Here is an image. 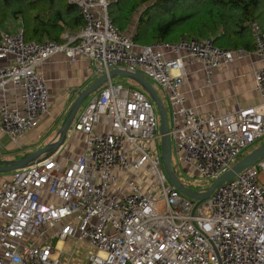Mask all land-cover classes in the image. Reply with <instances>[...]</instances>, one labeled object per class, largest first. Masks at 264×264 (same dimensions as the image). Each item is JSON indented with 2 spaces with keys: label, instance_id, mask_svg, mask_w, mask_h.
<instances>
[{
  "label": "built area",
  "instance_id": "obj_1",
  "mask_svg": "<svg viewBox=\"0 0 264 264\" xmlns=\"http://www.w3.org/2000/svg\"><path fill=\"white\" fill-rule=\"evenodd\" d=\"M68 1L85 24L67 31L64 42L25 41L21 28L0 33V62H7L0 63V128L13 142L50 110L36 67L56 54L94 60L97 74L139 72L163 87L178 167L196 190L264 136V30L257 22L251 28L261 100L203 115L182 91L186 62L200 61L209 85L214 69L248 50L222 48L212 38L139 45L112 21L109 0ZM158 127L147 93L109 78L68 131L67 140L84 139L81 152L59 150L0 181V264H264V157L200 201L168 179L156 149ZM66 242L74 249L63 250Z\"/></svg>",
  "mask_w": 264,
  "mask_h": 264
},
{
  "label": "crops",
  "instance_id": "obj_2",
  "mask_svg": "<svg viewBox=\"0 0 264 264\" xmlns=\"http://www.w3.org/2000/svg\"><path fill=\"white\" fill-rule=\"evenodd\" d=\"M56 1L57 4L54 7L55 10L59 8L58 10L61 11V17L65 19L67 24L69 21L73 22V19L76 17V11H66V6L71 3L68 0H65L66 2H63V0ZM55 10H53V12ZM33 13L29 14V19L22 14H19L16 18L10 17L5 23L6 28L1 27V31L13 34L21 28L23 32H25L27 24H31L32 27L34 26L32 20ZM138 17L139 15L135 14L127 28L126 32L131 36H133V33L135 32ZM10 20H15L17 26H13L10 23ZM81 27L82 26L75 29L76 27L68 24L64 26L63 32L58 35V37L64 40V35L67 31H75ZM55 37L56 35L52 36L48 35V33H43L39 39L31 40H56ZM0 63L7 64L6 61H1ZM259 65L260 62L258 61L254 50H249V53H247L242 59L236 60L227 66L214 69L211 84L207 85L205 83V74L202 63L198 60L187 61L186 72L188 78L182 86L187 105L193 107L197 112L203 115H218L233 110L237 105L247 106L258 103L261 98L256 90L254 70ZM96 68L97 63L94 60L85 58L70 60L64 54H56L43 63H40L36 69L44 77L48 85L50 91V110L42 117L35 128L25 133L16 143L13 142L9 136L5 135L0 128V160L22 158L26 153L39 149L54 139L76 96L80 91L89 87L102 75L95 72ZM159 88L163 90L166 101L169 102L166 90L161 86H159ZM159 88H156L158 93ZM100 89L101 87L97 91ZM14 96L15 93L13 92L12 97ZM15 99H17V97ZM170 114L171 126L172 109ZM79 116L76 114L72 125L78 120ZM83 140L82 137L74 139V136L71 135L65 142L66 144L64 143L59 150L63 155L75 157L83 150ZM0 174L3 175L5 173ZM9 174H11V172ZM8 177H10V175L3 176V179Z\"/></svg>",
  "mask_w": 264,
  "mask_h": 264
},
{
  "label": "trees",
  "instance_id": "obj_3",
  "mask_svg": "<svg viewBox=\"0 0 264 264\" xmlns=\"http://www.w3.org/2000/svg\"><path fill=\"white\" fill-rule=\"evenodd\" d=\"M56 4V0H0V33L10 17L22 14L28 18L34 12V26L27 24L24 40L39 39L43 33H48L56 35L54 41L64 42L58 37L64 26L70 24L77 29L84 26L85 20L79 7L71 3L66 11H76V17L67 24L59 8L55 10ZM108 13L123 31H127L133 16L139 15L132 36L139 45L212 38L214 44L222 48L249 51L256 47L252 22H257L264 30V0H109Z\"/></svg>",
  "mask_w": 264,
  "mask_h": 264
},
{
  "label": "water",
  "instance_id": "obj_4",
  "mask_svg": "<svg viewBox=\"0 0 264 264\" xmlns=\"http://www.w3.org/2000/svg\"><path fill=\"white\" fill-rule=\"evenodd\" d=\"M124 75L134 82H136L154 102L159 115V133L161 134V157L164 171L170 182L184 195L197 200H205L214 191V189L227 182L236 176L239 172L252 165L259 159L264 157V143L252 149L243 157H241L230 169L223 172L216 178L210 185L202 190H196L193 187L185 184L177 175V172L172 163V138L170 135V123L168 118L165 103L158 93L154 84L146 78L142 73H133L125 69L115 68L110 70L109 74H102L95 82L89 87L79 92L74 102L69 108L66 118L58 129L57 135L50 142L43 147L36 149L32 152L26 153L19 159H5L0 160V173H10L16 169L26 167L38 158L49 157L58 151L67 140L68 131L76 117L84 100L97 91L104 83L109 81V78Z\"/></svg>",
  "mask_w": 264,
  "mask_h": 264
},
{
  "label": "rangeland",
  "instance_id": "obj_5",
  "mask_svg": "<svg viewBox=\"0 0 264 264\" xmlns=\"http://www.w3.org/2000/svg\"><path fill=\"white\" fill-rule=\"evenodd\" d=\"M63 2H66L65 0H63ZM10 23L13 25V26H17V24H16V21L15 20H10ZM2 28H6V25L4 24V25H2ZM9 31V30H8ZM213 76V75H212ZM150 80V79H149ZM212 80V79H211ZM151 81V80H150ZM153 81V80H152ZM151 81V82H152ZM112 82L114 83V84H120V83H122V84H125V85H127V86H129V87H131V88H135V89H140L141 91H143L144 92V90L136 83V82H134L133 80H131L130 78H128V77H126V76H124V75H118V76H116V77H113L112 78ZM153 84H154V86L158 89L159 88V86L157 85V83L156 82H152ZM105 84V83H104ZM96 92H94V93H92V94H95ZM159 93H160V95L162 96V98H163V100H164V103H165V106H166V109H167V113H168V118H169V123L171 124V114H170V112H171V108H170V105H169V102L168 101H166V98H165V95H164V92H163V90L161 89V88H159ZM92 94L91 95H89L85 100H84V102L82 103V105H81V107L79 108V111H78V113H77V116H79L81 113H82V111L84 110V107L86 106V104H87V102L89 101V99H90V97L92 96ZM57 134V133H56ZM264 143V136L262 137V138H260L258 141H256V143H254L252 146H251V150L253 149V148H256V147H258L259 145H261V144H263ZM66 144V143H65ZM42 145V144H41ZM156 149L161 153V140H158L157 141V144H156ZM250 150L249 149H247L245 152H244V155L245 154H247L248 152H249ZM59 154H57V156H58ZM243 155V156H244ZM241 158V157H240ZM239 158V159H240ZM238 159V160H239ZM172 163H173V166L175 167V169L177 170V175H178V177L180 178V180L181 181H183L185 184H187V185H189V186H191V187H195V186H198V185H195L194 184V182H193V180L192 179H190V178H188V177H186V175H184L182 172H181V170L179 169V165H178V160H177V157H176V154H175V146H174V139L172 138ZM234 165V164H233ZM8 175H10L9 173H5V174H3V175H1L0 174V181H2L3 180V176H8ZM6 179V178H5ZM210 185V181H208L207 179H204V180H202L201 182H200V184H199V186L200 187H208ZM55 242V240H51L50 241V243H54ZM75 245V243L74 242H66L65 244H64V246H63V250H65V251H71L72 249H74V246ZM80 248H82V252H85L86 251V248L85 247H80ZM75 252V251H74Z\"/></svg>",
  "mask_w": 264,
  "mask_h": 264
}]
</instances>
